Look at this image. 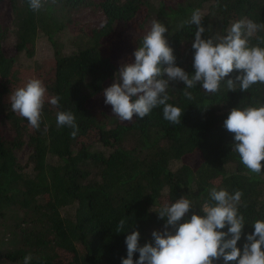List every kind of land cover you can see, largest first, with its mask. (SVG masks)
Instances as JSON below:
<instances>
[{"label":"trees","instance_id":"trees-1","mask_svg":"<svg viewBox=\"0 0 264 264\" xmlns=\"http://www.w3.org/2000/svg\"><path fill=\"white\" fill-rule=\"evenodd\" d=\"M8 1L14 45L10 52L6 29L0 26V232L8 235L11 246L0 250L2 260L23 264L31 253V264H122L128 232L139 230L141 246L154 242L152 231H163L167 219L158 218L162 204L190 197L194 204L188 219L193 212L202 214L200 204L208 200L211 187L243 192L239 210L247 221L238 241L242 249L246 235L254 231L252 221L264 219V173H250L231 152L234 134L223 121L234 107L264 103V85L248 92L227 90L226 80L234 71L217 94L197 85L188 101L183 82L169 81V103L183 110L180 124L166 121L162 107L142 119L120 121L103 92L118 69L111 54L118 34H128L132 48L119 63L123 65L134 61L150 21L159 20L167 28L164 35L176 65L193 74L195 26L185 23L192 12L203 13L202 35L208 38L225 34L241 18L264 23V0H44L38 12L27 0ZM85 10L100 11L103 24L74 30L78 39L66 51L58 36L72 29ZM40 33L54 51L45 67L32 71L17 57L34 54ZM31 75L45 84L46 101L59 96V110L74 113L76 138L70 136L72 129L57 128L58 109L47 102L39 130L11 111V91ZM24 143L31 147L30 171L23 170L15 153ZM69 208L72 213L63 214ZM122 218L132 227L117 233ZM138 257L134 253V261Z\"/></svg>","mask_w":264,"mask_h":264},{"label":"clouds","instance_id":"clouds-1","mask_svg":"<svg viewBox=\"0 0 264 264\" xmlns=\"http://www.w3.org/2000/svg\"><path fill=\"white\" fill-rule=\"evenodd\" d=\"M28 7L38 12L44 0H27ZM203 13L195 9L185 23L195 26L193 74L175 63L173 49L165 33L166 26L152 20L144 33L139 47L134 51V61L123 64L111 86L104 89L105 104L120 121L144 118L153 109L162 107L163 118L180 124L183 110L172 103L168 94L169 81H181L185 85L182 95L191 101L192 89L197 85L207 94H217L225 77L234 71V77L226 80L227 90L248 92L254 85H264V23L241 18L230 24L225 34L203 37L206 31ZM255 38L257 43L253 44ZM166 75V79L164 76ZM122 81V83H121ZM47 88L38 78L28 79L22 86L12 90L9 96L11 111L28 121L32 129L39 130L45 103L57 108V128L72 129L70 136L76 138L79 127L70 110H59V96L47 99ZM224 128L234 134L232 151L240 163L252 174L260 175L264 168V103L256 102L244 107H234L223 121ZM243 192H229L225 188L208 189V200L200 204L202 214L193 212L184 219L194 201L182 196L174 202L162 204L158 218L164 219L163 231L153 230L154 242L139 243L138 229L125 237L127 256L122 264H215L221 258L224 264H264V219L252 221L254 231L246 235L242 249L238 247L244 224L247 221L240 212ZM227 226V231H223ZM127 218L119 220L116 232L131 228ZM139 257L134 261V253ZM32 254L23 257V264H31Z\"/></svg>","mask_w":264,"mask_h":264},{"label":"rangeland","instance_id":"rangeland-1","mask_svg":"<svg viewBox=\"0 0 264 264\" xmlns=\"http://www.w3.org/2000/svg\"><path fill=\"white\" fill-rule=\"evenodd\" d=\"M103 15L100 11L96 10H85L79 13L76 16V20L74 22V27L72 29H68L65 32H62L58 36V40L65 45L66 51H69L72 48L73 42L78 39V34L74 30L77 29H84L88 30V28L101 26L103 24ZM150 23L147 25V30L150 28ZM0 26L6 29L7 36L5 45L10 49L12 52V46L14 45V26H13V13L12 8L8 0H1L0 1ZM118 39L112 42V58L118 64V69L114 75V81L117 79V72L119 68L122 66L119 63L121 60H124L127 54L131 53L132 48L128 39V34L120 33L118 34ZM53 47L48 40V38L40 33L37 37L34 54L31 57H26L24 53H20L17 57V61L19 64L23 66H29V68L34 71L38 66L45 67L53 55ZM29 78H34V76H29ZM122 83V81H121ZM95 103L93 99L92 104ZM16 156L19 164L22 166L23 170L30 171L31 165L28 162V157L31 153V147L28 143H24L22 147L16 150ZM177 164L174 165V167ZM72 209H63V214L66 212L72 213ZM2 230V229H1ZM8 235H3L2 231L0 232V250H3L7 247H10L11 241L7 239ZM0 264H8L6 261L2 260L0 257Z\"/></svg>","mask_w":264,"mask_h":264}]
</instances>
